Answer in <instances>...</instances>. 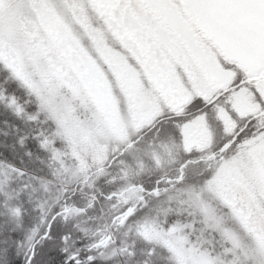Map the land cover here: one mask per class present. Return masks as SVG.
<instances>
[{"label":"rangeland","instance_id":"rangeland-1","mask_svg":"<svg viewBox=\"0 0 264 264\" xmlns=\"http://www.w3.org/2000/svg\"><path fill=\"white\" fill-rule=\"evenodd\" d=\"M38 1H41V8L46 7L52 13L53 21L46 15H39L34 7ZM245 11L248 14L244 11L239 13L243 23L229 28L231 34L226 38L230 39L216 32L214 43L219 52L240 66L228 68L229 76L236 78L242 74L243 79H249L264 73V16L249 9ZM197 27L208 30L202 24ZM113 28V24L93 0H0V98L11 99L5 106L28 108L30 119L26 120L29 122L26 124L27 127L31 126L28 130L34 133L24 135L20 130L27 128L19 119L7 123L8 130L14 124L18 127L12 128L9 134V138L13 137L14 140L10 147L16 149L5 153L14 159L20 158L15 160L24 163L26 167L22 168L26 169L23 172L27 178L19 176L21 172L17 168L0 161V206L4 207L2 203L6 199L13 202L16 198L14 192H27L21 202L23 209H27L22 214L28 212L30 206L27 204H33L40 210L42 218L37 230L43 231L46 225L41 222L50 219L56 206L66 196L73 194L74 186L81 192L87 189L81 184L82 180L90 186L87 182L95 178L96 186H104L102 182H105V176L112 175L110 189L116 188L121 184L120 181L122 184L135 181V184L151 187L154 180L164 176L165 165L171 164L179 156L180 151H176L172 142L161 138L159 141L163 146L155 147V157H150L145 145L140 148L145 151L136 152L135 159L130 155L125 157L130 151L128 149L125 158L117 159L111 167L101 169L109 165L123 142L130 136L135 138V125L143 132L152 124V121L143 120L150 118L153 113L145 105L153 107L154 101L159 110L164 109L159 105L158 98H151L149 78L138 69L142 67L140 57L122 41V36L115 34ZM235 38L238 41L231 44ZM72 40L75 41L74 45H70ZM232 45L235 47L232 48ZM141 47L139 51L143 53L145 47ZM152 47L156 48L154 45ZM244 49L247 50L246 56L241 54ZM73 54L78 59H85L88 66L99 70L102 78L99 86H89L85 82L71 59ZM172 62L176 75L170 72L171 76L174 75L178 86L187 91L183 98L190 97V89L196 93L205 91L207 78L194 62L190 67L194 68L191 76L178 62L173 59ZM5 72L18 80L36 103L30 105L25 101L23 88L15 94L5 93V81L2 78ZM146 84L148 87H145ZM263 86V80L253 86L243 85L232 91L229 100L241 103L248 113L254 112L260 107L256 93L263 94ZM160 96L163 97L162 94ZM13 99L16 102L21 99L22 103L12 104ZM31 106L34 109L31 110ZM251 155L255 162L254 173L246 176L248 168L244 163L239 167L233 165L226 169L221 181L210 189L218 198H231V214L225 209L218 217L200 201V210L204 215V224L201 225L198 217L188 215L190 198L181 200L180 194L176 193L162 206H158L157 212L162 219L169 209L177 214L183 212L185 224L191 225L186 231L181 227L175 232L164 234L154 231L151 225H117V228L114 224L112 229L117 239L121 236L123 248L117 239L103 247L93 248L101 241L99 234L94 233L95 237L90 234L89 239V233H78L85 240L82 244L85 248L84 260L81 263L84 264L85 258L89 256L94 257L93 260L115 264L145 263L144 260H134L136 256L132 255L131 247L149 251L153 248L152 242L168 251L157 249L163 254L159 259L164 264H204L208 260H215L217 264H231L235 256L244 257L242 250L236 251L238 235L229 228H223L222 224H231L236 219L248 233L264 230V167L260 165V161L264 160V143L258 144ZM156 159L161 162L159 167ZM99 169L92 177L89 175ZM194 170L188 171V175L191 176ZM16 208L21 209V205L12 203L9 210L11 216ZM87 212L85 210L78 219L69 217L68 225L74 224L75 228L81 225L85 227L84 232L93 229L87 221ZM83 221L86 224L81 223ZM126 229H134L131 235L136 234L135 238L126 236L123 233ZM209 229L220 231V238H214ZM205 234L207 237H204ZM70 243L71 240V248ZM226 243H232L233 247H227Z\"/></svg>","mask_w":264,"mask_h":264},{"label":"snow or ice","instance_id":"snow-or-ice-1","mask_svg":"<svg viewBox=\"0 0 264 264\" xmlns=\"http://www.w3.org/2000/svg\"><path fill=\"white\" fill-rule=\"evenodd\" d=\"M36 9H40V4H35ZM189 7L195 8L198 11L211 12L216 16L213 21L216 27L227 32L233 25H240L243 23L239 13L247 9H255L257 6L253 3L246 2V0H193ZM243 80L242 74H238L237 81ZM190 97L183 102L179 108H169L162 111L161 115L157 117L156 121V137L157 139L166 138L168 142H174L181 148V159L178 162L176 174L174 176L158 177L152 182V186L144 184H133L131 189H127L131 194L125 200L126 207L122 210L121 216L123 219L119 220L122 226H144L151 225L156 232L162 231L164 234L175 232L181 227L187 230L191 225L185 224L183 219L184 213H175L174 210L169 209L162 219L157 212V207L162 206L165 201L173 194L179 193L180 199L184 200L186 197L190 198V207L188 215L199 218V223L204 224V215L200 210V201L207 205V210L214 212L216 216H221V213L227 209L231 214L232 208L229 207L231 198L221 199L214 196L210 189L217 185L226 169L233 165L239 167L241 163L247 165L248 172L246 176L255 172V162L252 159L253 150L258 144L264 143V119H258L257 133L243 136L240 133L243 131L241 125L238 123V118L234 112L231 111V104L229 103L230 92L223 96L215 97L207 92H192L190 89ZM16 101L13 99L12 104ZM264 110V105H261ZM22 109H17V114ZM227 112L233 120L232 128L225 130L228 140L217 146L215 141V128H225V122L222 118V113ZM264 116V111L261 113ZM167 122V126L165 125ZM196 122H203L207 125L211 132V144L208 148L197 151L190 143L186 142V128ZM251 122V120L249 121ZM23 143V141H21ZM154 147V145L150 146ZM130 150L127 155L135 159V153L145 151L137 146L134 137L130 138L127 144ZM147 154V153H146ZM154 155V153H152ZM207 156L209 159H215V167H201L204 163L203 157ZM161 164L159 159H156V165ZM261 167H264V160L260 161ZM189 169H195L191 176L188 175ZM22 175L23 170L17 169ZM241 171H244L241 168ZM114 194L104 193L106 199L111 200ZM138 195V203H131L133 197ZM199 198V199H197ZM91 207V205H89ZM83 209L68 203V197L58 206L57 211L51 214L50 219L42 221L46 225L43 231L36 230L31 235L17 236L16 229H11L14 238H8L5 234L4 227H0V264H14V257L22 256L24 264H37L40 255V248L43 243L54 241L52 231L58 217L67 221L72 215H79ZM170 213V214H169ZM13 217H22L20 208L12 211ZM118 217H113V220ZM223 228H229L239 237L237 252L241 250L244 253L243 259L239 264H264V230L258 229L254 232L248 233L242 226L239 220L234 219L231 224H222ZM212 236L219 239L221 232L214 229H209ZM72 239L71 233H65L61 236V243L64 245L61 251L64 254V264H81L79 259V250L70 251L69 242ZM101 243H106L102 241ZM98 245H94L96 247ZM229 248L233 247L232 243H226ZM153 246V253L155 251ZM91 251V249H89ZM91 261L94 257L89 256ZM204 264H217L215 260L205 261Z\"/></svg>","mask_w":264,"mask_h":264},{"label":"trees","instance_id":"trees-1","mask_svg":"<svg viewBox=\"0 0 264 264\" xmlns=\"http://www.w3.org/2000/svg\"><path fill=\"white\" fill-rule=\"evenodd\" d=\"M192 2L193 0H183V2L181 3L176 2L175 0H96L97 5L102 10L104 9L107 15V18H109V20L112 22L114 28L118 29V31L120 32L119 34H122L121 32H123V30L125 29H131L135 33L136 40L147 41L151 37V34H149L150 30L148 28H152V30L156 29L157 32H159V34H165V36L170 38L169 48H171V51L173 54H179L180 50L175 45L176 38H174V35L171 32L177 33L180 38L184 39L190 46V50L192 48L193 50V51L191 50L192 53L196 54L197 49H198V52H200V48L197 46L198 38L194 34V30L191 28L189 24L190 21L197 22L195 17L199 19L201 22H205L209 24V26L213 28L214 31L220 32L222 35H225V37H229L231 34V31L228 30L227 32H225L215 26L213 21H215L217 18L211 12L198 11L195 8L189 7V4ZM40 9H42L41 13L43 16L46 15L50 20L54 18V16L48 9L46 8H40ZM243 11H244L243 13L248 14V11H245V10ZM158 16H160L164 22H167L172 27H174L176 31L173 30L169 32L161 24H158L159 22ZM122 36H123L122 37L123 39L124 38L128 39L126 34H123ZM132 39L134 38L131 37L129 40H132ZM226 39H230V38H226ZM203 54H204L203 56H205L208 59L212 58L211 55L210 57H208L209 55L206 52H204ZM156 55L158 59L157 62L164 64V62L160 59L159 54L157 52H156ZM182 55L184 56V53ZM150 59H153V58L150 57L143 61L144 64L147 66V69H149L148 63ZM165 70L168 71L167 66L165 67ZM2 78L5 81L4 82L6 86L5 93L15 94V93L21 92L23 88L22 94L24 96L25 101L29 103L30 105H33L34 102L36 103V100L33 98V96L23 86L21 87L18 80L12 79V77L8 75L7 73L4 74ZM2 100L3 98H0V161H3L6 164H9L10 166H14L17 169H21L22 167H26V166L24 165L22 161H19L17 163L15 159H20V158L14 159L13 156H11L10 154L7 155L5 153V152L10 153L14 149H16V148L13 149L12 147H10V144H12L14 140H12L13 137L9 138V134L12 132V128L18 127L17 125L14 124L10 126L11 130H8L7 123L17 122L19 119L20 122L24 123L23 126H26L27 128L26 130L22 128L20 131L23 132L24 135L26 133L34 134L32 130L30 131L28 130L29 128L31 129V126L29 127L28 125L27 127V124H26V123H29L26 120L30 119L28 116L30 113H28V108L26 109L21 108L22 111H20V113H23V114L22 116H19L17 114V109L19 107L14 108L12 106L8 107L4 105L5 103H8L11 100L9 99V97L5 98L3 101ZM18 100L19 101L16 102V104L22 103L21 99H18ZM29 108L31 110L34 109L33 106ZM21 118H22V121H21ZM252 129H253V126H251L248 129V131ZM258 131L259 129H254V132L257 133ZM73 191L75 192L73 194L74 197H72L73 201L76 200V198H79L80 202L82 203L83 199L92 197V196L91 197L89 196L88 189L85 190L84 192H81L79 188L76 189V187L74 186ZM97 195L99 196L98 198L102 197L99 194ZM60 223L63 225V228L67 227V224L65 222H60ZM64 234L65 233H63V230L61 229L58 231L55 230L53 234V237L55 238L54 241L47 242L44 244H46L47 246H51V247H53L54 245L58 246L56 250L59 251L62 249V247H64V245H62L61 243V236ZM124 234L132 238H135L136 236V234L135 236H133L131 235V233H124ZM204 237H207V235L205 234ZM117 241L120 242V247L123 248L122 243H121V236H119ZM154 245L156 246L154 253H153V248H150L149 251H147V250H143V248L138 250L136 246H135V249L131 247V251L133 253L132 255L136 256V258L134 257V260L140 259V260L145 261V263L133 262L132 264H155V263L164 264L159 259L163 257V254L157 249L159 248L162 250L163 249L166 250V248H163L157 243L152 242L151 246H154ZM60 254L61 252L59 251V254L57 256L59 263H56V262L52 263V259H50L51 255L48 257L43 254L39 255V260H40V257L43 259L41 264H60V260H62L59 258ZM19 258L20 256L14 257V264L18 263V261L20 260ZM79 259L84 260V255H82V253L81 255H79ZM241 259H243V257L240 255H237L235 256L234 260H232L231 264H239V261ZM90 263L91 264H115L113 262H105L102 260H93V261H90Z\"/></svg>","mask_w":264,"mask_h":264},{"label":"flooded vegetation","instance_id":"flooded-vegetation-1","mask_svg":"<svg viewBox=\"0 0 264 264\" xmlns=\"http://www.w3.org/2000/svg\"><path fill=\"white\" fill-rule=\"evenodd\" d=\"M216 76H218V74ZM231 77L228 78V82L226 84L227 87H225L222 91H219L218 95H214L213 98L223 96L225 93H228V92L232 93V91L238 90L241 87H243V85L238 86V84L245 79L240 80L239 82H236L237 80H233V77H232V79H231ZM253 84H248V85H253ZM245 86H247V84H245ZM169 89L171 90L172 87H169ZM262 91H263V94L260 92H257L256 96L258 99H261V101L263 102V100H264V86L262 88ZM229 103L231 104V111L236 114V116L238 118V123L241 125V128L243 129V131L240 133L241 135L246 130V128L250 125V122H249L250 120L254 119V121L252 120V122H251V125L254 126L256 124V122H258L257 118L264 119V116L260 115L262 113V111H264L261 108V105H264V103L260 104V108L258 110H256V111L254 110V112H250V113L246 112L245 107L241 103H234L230 100H229ZM222 118L225 122V128H220L219 126H216V128H215V141H216L217 146L224 144L228 140V136L226 135L225 130L227 128H232L233 123H234L232 118L229 116V114L227 112L222 113ZM165 123H167V122H165ZM249 134L250 133L245 134V135L243 134V136H247ZM141 138H142V136H140L138 138V140ZM186 142L190 143L194 148H196L197 151L202 150L204 148H208L211 144V132L209 131L207 125L204 124L203 122H196L193 125L188 126L186 128ZM164 144H166V142ZM171 144L174 145L176 147V151H180V153H179V156L176 157L175 161H173L171 164L165 165V168L163 169L164 172L162 173V175H164V176L161 175L162 177L174 176L176 174L177 168L179 166L178 162L180 161L181 156H182L180 146L174 142H172ZM152 145H154V147H150ZM146 146L148 147L150 157L153 158L155 156L152 155V153H155L156 148L163 146V143L157 141L155 139V136L152 137V135H151V136H149V139L147 140ZM120 154L115 155L111 159V161L109 162V165L114 164V162L117 159H120L121 158L119 156ZM202 159H203L204 163L201 165V167H203L204 165H207L210 167H215L216 160L214 158L209 159L207 156H205ZM105 168H108V166H106L104 168L101 167L102 170H104ZM101 169L93 170V171L99 172ZM190 170H193V169H189L188 171H190ZM111 177H112V175L109 177L105 176V178H106L105 182H102V185H104V186H100L101 190L107 191L109 189V187L111 186V183L108 180ZM133 184H135V181H133L131 184L129 183L124 191H122V192L117 191L116 193H113L114 195H113V198L111 200H109V199L105 200V198H103V199H100L99 202L97 203L96 197L94 199H92V202H90V204H89V205H91V207L88 206V212H87L86 217H87V221H89L90 224H98V225L103 226V229L100 230L98 233H100V232H102V233H115V231H114V229H112V227L114 224L117 227V225H116L117 219L113 220V218H112V221H111L110 216L112 215L113 217H118V218L122 217L120 214H121L122 210L126 207L125 200L128 199V196L131 194L129 191H126V190L131 189V186ZM137 184H140V183H137ZM95 187H96V185L93 182L87 188L89 191L88 194L90 197L92 195L98 194V191L92 190ZM101 193H104V192H101ZM88 201H89V199H88ZM130 202L134 203V204L138 203V195L133 197ZM68 203H70V202H68ZM76 204H77V206H79L78 203H76ZM98 205H101L103 207V210L105 211V215L102 218H97L96 216H94L95 211H96V207ZM81 214L82 213H80L79 215H75V216L72 215L70 217L78 219ZM109 220H110V223H109ZM83 223H85V221H83ZM91 231H92V229H91ZM92 232L97 233L94 231H92Z\"/></svg>","mask_w":264,"mask_h":264},{"label":"bare ground","instance_id":"bare-ground-1","mask_svg":"<svg viewBox=\"0 0 264 264\" xmlns=\"http://www.w3.org/2000/svg\"><path fill=\"white\" fill-rule=\"evenodd\" d=\"M15 193V196L16 198H14V201L13 202H10L8 201L7 199L3 201V205L4 207H2V205L0 206V227H4V231H5V234L8 238H14L13 237V234L11 232V229L15 228L16 229V235L17 236H24L26 233H32L34 231H36L39 227V224H40V221H41V218H42V215L40 213V211L38 210L37 207H35L33 204H27V206H30L28 208V212L26 214H22V217H19L18 219H16L15 217L11 216L10 214V207L12 205V203H16L19 205H21V212L25 211V208L23 209L24 205L21 204V202L23 201V197L21 194H19V192H14ZM43 196H46V194H44ZM2 207V208H1ZM27 209V208H26ZM105 215V211L103 210V207L101 205H98L96 207V211H95V215L97 218H102L103 216ZM18 220H20L18 222ZM104 220V219H103ZM105 221V220H104ZM60 222H65L67 224V227L63 228V225L60 223ZM69 221H65L63 220L62 218L58 217L57 220H56V223L54 225V231H58V230H63V233H71V248L70 250H74V251H77L79 250V253L83 255V253H85V248H83L82 244L83 242L85 241L84 240V236L81 235V234H78V233H93L92 231L94 232H99L100 230L103 229V226L101 225H98V224H92L93 226V229L91 231V229H87L83 230V228L85 227H81L78 226L75 228V225L74 224H69ZM60 233V231H59ZM102 233V232H100ZM88 236L91 237L90 234H88ZM58 246H47L46 244H44L41 248H40V255H45V256H50V259H52V263H59L58 261V254H59V251L61 252L59 258L62 259L60 260V264H64V261H65V257H64V254L62 253L61 250L57 251L56 248ZM59 249V248H58ZM56 252H55V251ZM54 251V252H53ZM20 260L18 261L17 264H24V259L22 256H20L19 258ZM41 261H43L42 258H40V260L38 259L37 260V264H41ZM81 262L83 260H80ZM82 264V263H81ZM84 264H91L90 263V260L88 258H86V261Z\"/></svg>","mask_w":264,"mask_h":264},{"label":"water","instance_id":"water-1","mask_svg":"<svg viewBox=\"0 0 264 264\" xmlns=\"http://www.w3.org/2000/svg\"><path fill=\"white\" fill-rule=\"evenodd\" d=\"M246 2L253 3L257 7L255 9H249L261 16H264V0H246ZM256 79L249 80L248 82H253Z\"/></svg>","mask_w":264,"mask_h":264}]
</instances>
